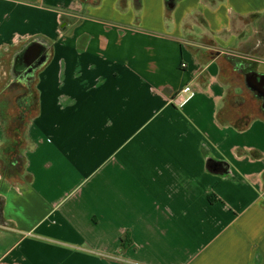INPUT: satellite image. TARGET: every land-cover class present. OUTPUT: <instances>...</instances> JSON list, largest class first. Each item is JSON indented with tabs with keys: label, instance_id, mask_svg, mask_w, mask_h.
<instances>
[{
	"label": "crops",
	"instance_id": "0c3cea01",
	"mask_svg": "<svg viewBox=\"0 0 264 264\" xmlns=\"http://www.w3.org/2000/svg\"><path fill=\"white\" fill-rule=\"evenodd\" d=\"M263 17L264 0H0V78L34 103L24 179L0 162V264H264L246 78ZM30 41L47 58L23 75Z\"/></svg>",
	"mask_w": 264,
	"mask_h": 264
},
{
	"label": "rangeland",
	"instance_id": "374dc122",
	"mask_svg": "<svg viewBox=\"0 0 264 264\" xmlns=\"http://www.w3.org/2000/svg\"><path fill=\"white\" fill-rule=\"evenodd\" d=\"M259 23L261 26L263 25L264 17L259 19ZM9 78V74L3 75L0 78V109L6 121V138L0 149V162L3 171L7 174L6 176L18 177L19 180H23L22 173L18 172L19 174H17V171L14 169L19 167L17 169L20 171L22 168V157L20 154L22 153L21 150L27 145L25 128L28 118L33 114L34 103L26 104L27 96L25 89L17 87L20 83L13 84V82L12 85L4 86V81ZM242 91L245 95H250L251 98L247 102L250 107H253L254 104L256 109L261 107V100L259 98H253L254 96H251L249 90L244 86H242ZM260 110L264 112L263 109ZM12 166L15 168L12 169Z\"/></svg>",
	"mask_w": 264,
	"mask_h": 264
},
{
	"label": "water",
	"instance_id": "95a60500",
	"mask_svg": "<svg viewBox=\"0 0 264 264\" xmlns=\"http://www.w3.org/2000/svg\"><path fill=\"white\" fill-rule=\"evenodd\" d=\"M43 47H40L35 41L28 42L20 51L13 56L14 68L23 69V75L32 73L34 69H37L45 60L46 53L41 55ZM247 85L251 87L253 91H257V96L264 102V75L257 78L256 74L250 73L246 75Z\"/></svg>",
	"mask_w": 264,
	"mask_h": 264
},
{
	"label": "built area",
	"instance_id": "2783aa9c",
	"mask_svg": "<svg viewBox=\"0 0 264 264\" xmlns=\"http://www.w3.org/2000/svg\"><path fill=\"white\" fill-rule=\"evenodd\" d=\"M194 92L190 85L183 86L172 98V102L178 106L185 104L192 96Z\"/></svg>",
	"mask_w": 264,
	"mask_h": 264
},
{
	"label": "trees",
	"instance_id": "16d2710c",
	"mask_svg": "<svg viewBox=\"0 0 264 264\" xmlns=\"http://www.w3.org/2000/svg\"><path fill=\"white\" fill-rule=\"evenodd\" d=\"M175 1H176V0H165L166 7H167L168 9L173 8V6H174V4H175ZM31 77H32V76H31ZM29 78H30V76H29ZM26 88H27V89H26L27 92L25 93L26 96H27V98H26V102H27V103H26V104H30V103L32 102V100H31V99H32V97H31V93H32V92H31V88H30L29 86H27ZM26 90H25V91H26ZM30 97H31V99H30ZM30 100H31V101H30ZM28 101H29V102H28ZM0 115H1V119H2L3 126L6 127V126H5V125H6V124H5L6 121H5V118H4V115H3L1 109H0ZM5 129H6V128H5ZM5 138H6V134H5ZM11 168L14 169L15 167L12 166ZM17 168H19V167H16L15 169H17ZM15 169H14V170H15ZM17 170H18V169H17Z\"/></svg>",
	"mask_w": 264,
	"mask_h": 264
},
{
	"label": "flooded vegetation",
	"instance_id": "af4514ba",
	"mask_svg": "<svg viewBox=\"0 0 264 264\" xmlns=\"http://www.w3.org/2000/svg\"><path fill=\"white\" fill-rule=\"evenodd\" d=\"M15 73H16L18 76H21L20 71H18V72L15 71ZM256 93H257V91H256ZM263 106H264V102H263Z\"/></svg>",
	"mask_w": 264,
	"mask_h": 264
}]
</instances>
